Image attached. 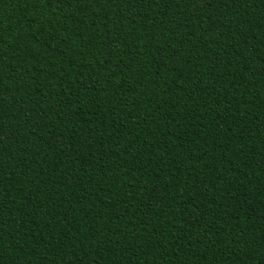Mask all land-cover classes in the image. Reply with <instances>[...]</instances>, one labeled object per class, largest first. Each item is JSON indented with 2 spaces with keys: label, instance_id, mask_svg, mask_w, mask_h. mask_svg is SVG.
Listing matches in <instances>:
<instances>
[{
  "label": "trees",
  "instance_id": "trees-1",
  "mask_svg": "<svg viewBox=\"0 0 264 264\" xmlns=\"http://www.w3.org/2000/svg\"><path fill=\"white\" fill-rule=\"evenodd\" d=\"M0 264H264V0H0Z\"/></svg>",
  "mask_w": 264,
  "mask_h": 264
}]
</instances>
